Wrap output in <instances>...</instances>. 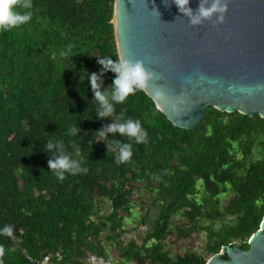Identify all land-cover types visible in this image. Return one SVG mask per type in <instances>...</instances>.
<instances>
[{"label":"trees","instance_id":"trees-1","mask_svg":"<svg viewBox=\"0 0 264 264\" xmlns=\"http://www.w3.org/2000/svg\"><path fill=\"white\" fill-rule=\"evenodd\" d=\"M113 6L114 0H32V19L0 32V229L13 228L11 237L0 235L3 264H27L22 249L34 258L60 252L69 262L115 253L130 264H206V256L234 241L248 250L259 230L264 119L208 107L193 129H183L143 90L97 118L89 76H98L101 92L110 89L114 74L97 61L119 59ZM69 45L71 55L61 60ZM128 118L140 120L144 142L107 132L99 140L97 132ZM50 141L61 142L63 152L47 150ZM114 141L132 144L129 160L116 162L108 145ZM61 154L87 171L58 180L48 161ZM151 211L149 229L126 239ZM198 232L205 233L204 255L170 256L166 240L179 244Z\"/></svg>","mask_w":264,"mask_h":264},{"label":"water","instance_id":"water-1","mask_svg":"<svg viewBox=\"0 0 264 264\" xmlns=\"http://www.w3.org/2000/svg\"><path fill=\"white\" fill-rule=\"evenodd\" d=\"M214 2L189 0L186 15L173 0H114L118 57L154 74L143 91L179 128L193 129L208 107L264 119V0H219L224 12L191 22ZM248 245L222 246L206 264H264V218Z\"/></svg>","mask_w":264,"mask_h":264},{"label":"clouds","instance_id":"clouds-1","mask_svg":"<svg viewBox=\"0 0 264 264\" xmlns=\"http://www.w3.org/2000/svg\"><path fill=\"white\" fill-rule=\"evenodd\" d=\"M174 5L178 11L184 14H190L191 9L187 7L189 0H173ZM226 6L220 5L219 0H215L211 6L199 7V16L194 17L191 22L198 24L200 18H208L212 14L217 12H224ZM18 9H24L26 11H19ZM32 0H0V32H7L13 28L19 27L28 23L32 19ZM222 19V18H221ZM61 60L67 59L71 55V45L67 50H61L58 53ZM51 58L57 59V52H52ZM105 71H111L114 74V79L109 90L101 92L99 90L98 76L91 74L89 76V84L93 90L94 100L98 102L100 110L97 112V118L109 117L114 113V103H124L126 98L130 94H134L137 91L146 88L148 83L154 78V74L148 71L142 61H131L123 57L119 59H113L112 57H101L97 61ZM156 97H159V92L155 93ZM120 120L121 117H116ZM107 133H119L123 137H129L135 143H141L146 140L147 132L142 127L140 120H133L128 118L123 123H117L109 125L106 131H99L96 134L99 136L100 141H104ZM69 133L75 136V127L71 125ZM113 152L117 153L116 162L121 163L129 160L132 155L131 143L109 142ZM57 147L63 152L64 145L61 142H48L46 149L50 150L53 147ZM80 149H76V155H80ZM81 161L77 159H70L67 155L61 154L55 159L48 161V167L57 177L58 180H63L65 173L74 174L78 172H86V168L81 167ZM13 228L11 225H6L0 229V235L12 236ZM0 254H3V249L0 248Z\"/></svg>","mask_w":264,"mask_h":264},{"label":"rangeland","instance_id":"rangeland-1","mask_svg":"<svg viewBox=\"0 0 264 264\" xmlns=\"http://www.w3.org/2000/svg\"><path fill=\"white\" fill-rule=\"evenodd\" d=\"M116 124V122L112 121L110 125ZM134 212H136V209L133 210ZM153 212L151 211L150 217L149 219H147V221L143 224L142 228H139L138 230H135L134 232H132L129 235H125L124 237H126V239H132L133 237H141V235H143L150 226V222L151 219L153 218ZM175 222L177 224H182L183 221L180 217H176L175 218ZM220 224H215L214 228L218 229ZM172 239H168L166 240V244L167 246H169L170 250V256L173 257L175 256V254H182L184 252L190 251V252H194L197 254H202L204 255L205 251H204V246H205V233L204 232H198V233H193L191 234L190 239H182L179 244H173L174 242H172ZM249 241V240H248ZM247 241V242H248ZM235 243L241 244L239 241H234ZM110 257L115 259V253H111L109 255ZM211 256H206L207 261L209 260Z\"/></svg>","mask_w":264,"mask_h":264},{"label":"built area","instance_id":"built-area-1","mask_svg":"<svg viewBox=\"0 0 264 264\" xmlns=\"http://www.w3.org/2000/svg\"><path fill=\"white\" fill-rule=\"evenodd\" d=\"M21 254L27 261V264H130L118 262L111 257H106L93 253H86V255L76 262L64 261L63 256L60 252L56 253H47L39 258H34L30 256L26 250L22 249ZM0 264H3L1 261L0 254Z\"/></svg>","mask_w":264,"mask_h":264},{"label":"crops","instance_id":"crops-1","mask_svg":"<svg viewBox=\"0 0 264 264\" xmlns=\"http://www.w3.org/2000/svg\"><path fill=\"white\" fill-rule=\"evenodd\" d=\"M106 257H110V256H106ZM112 258V257H111Z\"/></svg>","mask_w":264,"mask_h":264},{"label":"bare ground","instance_id":"bare-ground-1","mask_svg":"<svg viewBox=\"0 0 264 264\" xmlns=\"http://www.w3.org/2000/svg\"><path fill=\"white\" fill-rule=\"evenodd\" d=\"M113 20H114V18H113ZM113 23H114V21H113Z\"/></svg>","mask_w":264,"mask_h":264},{"label":"flooded vegetation","instance_id":"flooded-vegetation-1","mask_svg":"<svg viewBox=\"0 0 264 264\" xmlns=\"http://www.w3.org/2000/svg\"><path fill=\"white\" fill-rule=\"evenodd\" d=\"M220 252V251H219ZM225 257V256H224ZM226 258V257H225Z\"/></svg>","mask_w":264,"mask_h":264}]
</instances>
